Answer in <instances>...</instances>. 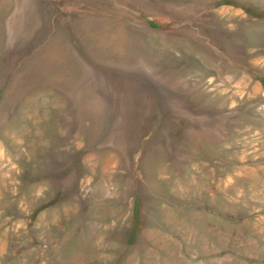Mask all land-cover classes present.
Returning a JSON list of instances; mask_svg holds the SVG:
<instances>
[{
  "label": "rangeland",
  "instance_id": "374dc122",
  "mask_svg": "<svg viewBox=\"0 0 264 264\" xmlns=\"http://www.w3.org/2000/svg\"><path fill=\"white\" fill-rule=\"evenodd\" d=\"M0 264H264V0H0Z\"/></svg>",
  "mask_w": 264,
  "mask_h": 264
}]
</instances>
